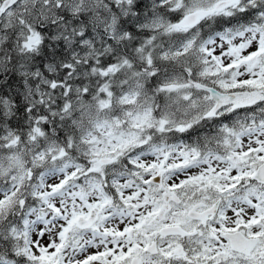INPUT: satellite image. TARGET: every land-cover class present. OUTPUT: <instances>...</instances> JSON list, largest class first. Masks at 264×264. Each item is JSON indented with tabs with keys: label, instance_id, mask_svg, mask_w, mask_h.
<instances>
[{
	"label": "snow or ice",
	"instance_id": "obj_1",
	"mask_svg": "<svg viewBox=\"0 0 264 264\" xmlns=\"http://www.w3.org/2000/svg\"><path fill=\"white\" fill-rule=\"evenodd\" d=\"M0 264H264V0H0Z\"/></svg>",
	"mask_w": 264,
	"mask_h": 264
}]
</instances>
